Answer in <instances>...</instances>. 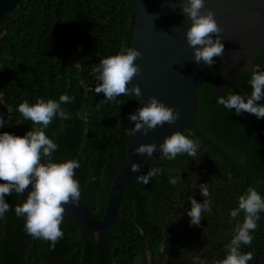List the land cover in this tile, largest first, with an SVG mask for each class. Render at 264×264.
<instances>
[{
	"label": "trees",
	"instance_id": "obj_1",
	"mask_svg": "<svg viewBox=\"0 0 264 264\" xmlns=\"http://www.w3.org/2000/svg\"><path fill=\"white\" fill-rule=\"evenodd\" d=\"M134 12L135 0H21L0 20V117L5 128L23 136L42 127L24 121L17 111L25 100L33 104L38 98L73 97L62 105L73 119L56 117L43 131L58 146L54 162L63 157L79 161L80 197L98 218L124 159L132 112L130 98L106 102L103 93L89 90L99 83L92 69L101 58L130 47ZM214 61L182 130L199 145L195 158L186 153L173 160L154 157L149 166L161 173L148 184L124 190L116 223L99 241L68 218L60 226L63 238L52 249L49 241L24 231L23 217L14 212L17 193L5 195L10 210L0 218V264H215L223 259L243 220V213L230 217L238 197L250 186L264 197V118L237 115L218 104L213 90L222 80V62L220 57ZM253 65L264 70V44ZM250 77L240 73L225 93L249 96ZM258 103L264 104V98ZM77 111L86 118L76 117ZM169 177L179 178L178 183L171 184ZM202 183L210 192L207 198L201 195ZM190 197L211 202L212 211L202 214L199 225L190 224L187 215ZM259 216L252 243L240 248L252 252L248 264H264V212Z\"/></svg>",
	"mask_w": 264,
	"mask_h": 264
},
{
	"label": "clouds",
	"instance_id": "obj_2",
	"mask_svg": "<svg viewBox=\"0 0 264 264\" xmlns=\"http://www.w3.org/2000/svg\"><path fill=\"white\" fill-rule=\"evenodd\" d=\"M180 6L182 13L191 21L186 29V40L193 49L195 62L203 61L211 67L215 62L214 58L221 57L224 51L220 40L222 29L215 20L213 11L205 8V0H180ZM201 9L204 11L201 12ZM213 36L216 38L213 39ZM138 58H142V53L134 47H122L116 54L101 58L92 69L99 83L89 90L97 94L103 93L106 102L114 101L120 96L130 98L133 94L137 99L141 98L140 87L132 83L141 71L136 64ZM234 59L238 60L239 57ZM251 67V94L241 96L225 93L217 97V102L229 111L234 109L237 115L249 113L258 119L264 118V104L258 103L264 98V70H261L259 65ZM73 99L67 94H62L58 101L38 98L35 103L30 104L25 100L17 106V111L24 121H31L33 125L42 127L31 128L23 136L0 133V181H3L0 183V218L10 210V205L5 202V195H12L13 192L23 194L31 185L26 199L15 206L14 212L17 217H23L26 234L49 241L52 249L64 235L60 226L64 220L65 205L77 206L80 200V184L75 178L80 163L76 159L54 162L52 157L58 146L43 129H47L56 117L61 120L73 119L72 113L62 108L63 104L72 103ZM7 110L9 114L13 111L11 106H7ZM75 116L81 120L86 118V114L79 111ZM128 118L134 122V127L126 129L127 135H135L137 132L148 135L150 130L165 123H175L180 118V113L151 96L135 113H130ZM5 122L0 117V125ZM198 147L194 140L175 130L166 135L159 144L160 159L173 160L184 153L195 158ZM156 150L155 143H140L133 149L136 154L148 157H152ZM140 167V164L133 162L130 171L139 173ZM161 171L158 167L149 166L147 173L137 175L136 180L138 184H148ZM178 179L169 177V182L175 185ZM199 187L203 197L210 196L207 184L202 183ZM189 199L191 208L187 215L190 217V224L199 225L202 214L212 211L211 202L209 199H204L203 203L191 197ZM261 212H264V197L250 186L238 197V206L230 211L232 219L243 213V220L235 227L234 235L226 246L225 257L215 264H248L253 259L252 252H241L240 248L241 245L252 243L251 233L257 228ZM199 264L204 262L199 261Z\"/></svg>",
	"mask_w": 264,
	"mask_h": 264
},
{
	"label": "water",
	"instance_id": "obj_3",
	"mask_svg": "<svg viewBox=\"0 0 264 264\" xmlns=\"http://www.w3.org/2000/svg\"><path fill=\"white\" fill-rule=\"evenodd\" d=\"M20 2L0 0V20L10 16ZM205 8L213 11L222 29V80L213 90L217 100L240 73L251 75V66L264 44V0H205ZM190 23L181 11L180 0H135L130 47L138 49L142 58L136 60L141 71L132 83L140 87L142 96L139 99L134 94L130 97L131 112L135 113L149 97L155 96L166 106L179 111L180 118L173 124L165 123L150 130L148 135L140 132L127 135L124 159L111 180L101 218L91 213L81 197L77 206L65 205L64 220L73 219L96 241L113 229L124 190L138 183L137 175L146 174L151 160L161 154L159 144L163 138L175 130L182 132L196 110V90L208 76L210 67L203 61L195 62L193 58V49L186 40ZM237 56L239 59L235 60ZM132 127L134 122L130 120L127 128ZM3 132H7L4 124L0 125V133ZM140 143L157 145L152 157L133 151ZM69 159L63 157L61 162ZM133 162L140 164L139 173L130 171ZM75 178L79 181L77 170ZM30 191L31 185L23 194L17 193V203H22Z\"/></svg>",
	"mask_w": 264,
	"mask_h": 264
}]
</instances>
